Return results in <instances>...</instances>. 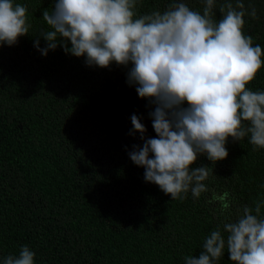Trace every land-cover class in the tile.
<instances>
[{"label": "trees", "instance_id": "16d2710c", "mask_svg": "<svg viewBox=\"0 0 264 264\" xmlns=\"http://www.w3.org/2000/svg\"><path fill=\"white\" fill-rule=\"evenodd\" d=\"M54 2L14 0L27 7L29 35L0 47V264L25 245L35 264H185L186 256L198 258L211 231L220 227L226 238L223 223L264 199V149L253 150L247 137L229 138L225 160L212 164L200 156L192 167H211L212 174L199 198L189 192L172 200L146 182L145 169L129 158L134 145L143 146L131 116L147 129L145 139L154 138V105L129 86L126 67H89L61 47L47 56L37 50L35 38L48 30L43 11ZM183 2L203 13V0ZM242 2L259 17L246 14L243 31L264 49V0ZM170 3L138 0L136 11L163 12ZM222 3L214 9L217 21ZM247 87L264 91V66ZM225 192L227 210L218 199ZM217 264H232L226 249Z\"/></svg>", "mask_w": 264, "mask_h": 264}, {"label": "clouds", "instance_id": "9594fccd", "mask_svg": "<svg viewBox=\"0 0 264 264\" xmlns=\"http://www.w3.org/2000/svg\"><path fill=\"white\" fill-rule=\"evenodd\" d=\"M203 2L202 14L183 0H172L163 12L138 15V0H55L42 15L48 30L35 38L44 56L61 47L84 57L89 67L107 69L115 63L128 68L129 86L154 105L150 117L156 134L145 139L147 129L132 115L143 146L134 145L129 158L145 169L146 182L172 200H184L189 192L199 198L209 190L205 182L211 167L192 166L200 156L212 164L225 160L229 138L247 137L253 150L264 149V91L247 87L264 66V49L243 31L245 15L258 19L257 10L250 5L247 11L242 0L235 5L223 0L217 21V0ZM27 13L14 0H0V47L29 35ZM218 199L223 210L231 207L229 193ZM262 207L264 199L243 206L234 221L223 223L226 238L217 227L205 237L198 258L186 256L185 264H217L225 249L232 264H264ZM34 258L25 245L2 264H35Z\"/></svg>", "mask_w": 264, "mask_h": 264}]
</instances>
